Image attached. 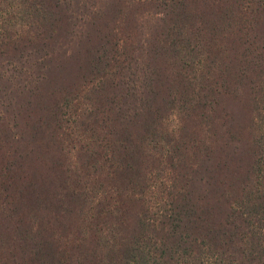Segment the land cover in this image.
<instances>
[{"label": "trees", "instance_id": "trees-1", "mask_svg": "<svg viewBox=\"0 0 264 264\" xmlns=\"http://www.w3.org/2000/svg\"><path fill=\"white\" fill-rule=\"evenodd\" d=\"M0 264H264V0H0Z\"/></svg>", "mask_w": 264, "mask_h": 264}, {"label": "rangeland", "instance_id": "rangeland-1", "mask_svg": "<svg viewBox=\"0 0 264 264\" xmlns=\"http://www.w3.org/2000/svg\"><path fill=\"white\" fill-rule=\"evenodd\" d=\"M167 124L170 128H175L178 124V119L177 116H171L168 120H167Z\"/></svg>", "mask_w": 264, "mask_h": 264}]
</instances>
